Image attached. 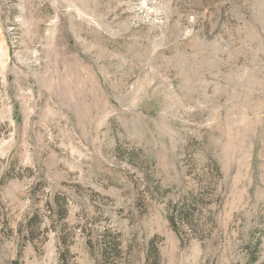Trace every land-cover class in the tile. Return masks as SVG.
Returning a JSON list of instances; mask_svg holds the SVG:
<instances>
[{
    "label": "rangeland",
    "instance_id": "obj_1",
    "mask_svg": "<svg viewBox=\"0 0 264 264\" xmlns=\"http://www.w3.org/2000/svg\"><path fill=\"white\" fill-rule=\"evenodd\" d=\"M0 264H264V0H0Z\"/></svg>",
    "mask_w": 264,
    "mask_h": 264
}]
</instances>
